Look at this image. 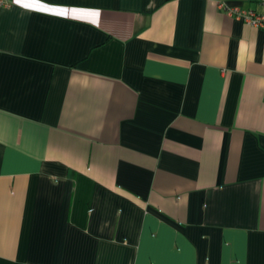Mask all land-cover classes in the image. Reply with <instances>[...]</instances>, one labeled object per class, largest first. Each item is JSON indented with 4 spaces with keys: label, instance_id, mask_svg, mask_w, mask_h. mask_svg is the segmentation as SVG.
I'll return each instance as SVG.
<instances>
[{
    "label": "crops",
    "instance_id": "obj_1",
    "mask_svg": "<svg viewBox=\"0 0 264 264\" xmlns=\"http://www.w3.org/2000/svg\"><path fill=\"white\" fill-rule=\"evenodd\" d=\"M0 264H264L261 0H6Z\"/></svg>",
    "mask_w": 264,
    "mask_h": 264
},
{
    "label": "built area",
    "instance_id": "obj_2",
    "mask_svg": "<svg viewBox=\"0 0 264 264\" xmlns=\"http://www.w3.org/2000/svg\"><path fill=\"white\" fill-rule=\"evenodd\" d=\"M261 3L264 6V0H261ZM7 6L6 0H0V8ZM220 7L230 17L239 19L252 27L264 29V13H257L254 10H246L240 7H229L225 4H221Z\"/></svg>",
    "mask_w": 264,
    "mask_h": 264
}]
</instances>
